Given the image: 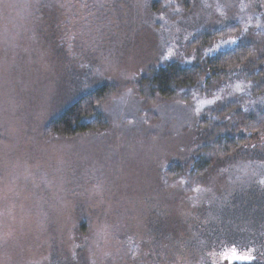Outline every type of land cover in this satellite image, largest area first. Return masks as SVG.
<instances>
[{
  "label": "rangeland",
  "instance_id": "rangeland-1",
  "mask_svg": "<svg viewBox=\"0 0 264 264\" xmlns=\"http://www.w3.org/2000/svg\"><path fill=\"white\" fill-rule=\"evenodd\" d=\"M259 13L264 0H0V264L157 263L151 252L165 239L152 224L168 212L181 219L188 204L162 188V168L196 151L197 122L215 102L210 88L190 103L151 101L139 79L195 63L207 54L195 36ZM102 86L104 131L45 137ZM255 142L204 175L195 203L207 225L239 233L255 211L264 220V141ZM248 256L228 247L208 259Z\"/></svg>",
  "mask_w": 264,
  "mask_h": 264
},
{
  "label": "trees",
  "instance_id": "trees-1",
  "mask_svg": "<svg viewBox=\"0 0 264 264\" xmlns=\"http://www.w3.org/2000/svg\"><path fill=\"white\" fill-rule=\"evenodd\" d=\"M248 20L195 36L199 53L207 51L195 63L164 64L139 79L138 94L151 101L160 98L190 103L210 88L209 95L215 102L209 116L197 122L196 133L205 134V138H196V151L182 163L175 161L162 168V188L171 187L173 194L181 196L176 200H184L182 205L188 203L191 208L185 206L181 219L168 212V220L158 222L160 227L148 222L164 241L170 242L158 240L160 245L154 252L150 250L158 256L155 264H212L210 253L228 247L253 255L251 261L238 264H264V220L258 211L238 233L230 227L207 225L201 207L195 203L204 192L200 189L203 177L214 163L241 153L252 142L264 141V18L259 13ZM109 94L110 89L102 86L80 96L45 127V137L71 138L104 131L107 124L98 109ZM166 225L168 233L161 230L168 228Z\"/></svg>",
  "mask_w": 264,
  "mask_h": 264
},
{
  "label": "snow or ice",
  "instance_id": "snow-or-ice-1",
  "mask_svg": "<svg viewBox=\"0 0 264 264\" xmlns=\"http://www.w3.org/2000/svg\"><path fill=\"white\" fill-rule=\"evenodd\" d=\"M246 259H248V260H251V259H252V257H251V256H248V257H246Z\"/></svg>",
  "mask_w": 264,
  "mask_h": 264
}]
</instances>
